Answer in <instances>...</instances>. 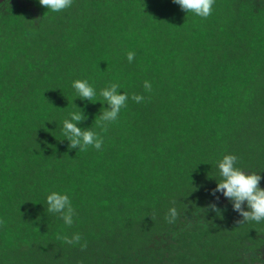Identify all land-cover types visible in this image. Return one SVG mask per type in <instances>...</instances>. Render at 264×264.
Returning a JSON list of instances; mask_svg holds the SVG:
<instances>
[{"label": "trees", "instance_id": "1", "mask_svg": "<svg viewBox=\"0 0 264 264\" xmlns=\"http://www.w3.org/2000/svg\"><path fill=\"white\" fill-rule=\"evenodd\" d=\"M29 1L0 18V264H264V220L215 191L226 155L264 175V0H215L207 18L172 0ZM112 84L129 99L103 124ZM74 111L100 150L70 147Z\"/></svg>", "mask_w": 264, "mask_h": 264}, {"label": "clouds", "instance_id": "2", "mask_svg": "<svg viewBox=\"0 0 264 264\" xmlns=\"http://www.w3.org/2000/svg\"><path fill=\"white\" fill-rule=\"evenodd\" d=\"M172 2L178 5L187 15L191 13L200 18H207L212 13L215 0H172ZM38 3L48 11L58 13L69 8L72 0H38ZM127 59L132 62L134 53L129 52ZM71 87L80 100L91 102L96 96V90L87 80H75L72 82ZM118 87L117 84H112L99 93L108 106L99 117L100 122L103 124L117 120L121 109L126 107L129 97L127 94H121ZM144 88L150 90L151 84L145 81ZM131 98L136 102L143 100L140 95H134ZM83 119H85L83 112L74 111L69 113V118L62 122V132L70 142V147L87 150L88 146H92L100 150L103 140L97 133L91 130L83 131L77 126ZM236 160V156L226 155L219 161L217 167L221 181L217 183L215 191L222 193L224 197L233 201L234 210L239 212L244 220L260 222L264 220V188L260 186L261 181L264 180V175L257 174V172L246 174L245 171L235 167ZM245 202L249 211L242 210ZM47 204L48 212L59 213L66 225L70 226L73 223V209L67 195L52 192L47 197ZM170 214L175 217V209H170ZM79 240L80 236L77 234L71 239H67L66 242L72 244L74 241L78 242Z\"/></svg>", "mask_w": 264, "mask_h": 264}, {"label": "flooded vegetation", "instance_id": "3", "mask_svg": "<svg viewBox=\"0 0 264 264\" xmlns=\"http://www.w3.org/2000/svg\"><path fill=\"white\" fill-rule=\"evenodd\" d=\"M15 3H18L21 6L24 4L28 8L32 7V2L29 0H0V18L2 14H8L7 10L13 8Z\"/></svg>", "mask_w": 264, "mask_h": 264}]
</instances>
